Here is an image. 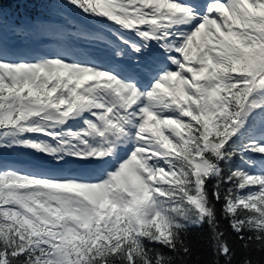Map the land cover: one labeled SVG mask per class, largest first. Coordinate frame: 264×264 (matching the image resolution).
Masks as SVG:
<instances>
[{
  "label": "snow or ice",
  "instance_id": "1",
  "mask_svg": "<svg viewBox=\"0 0 264 264\" xmlns=\"http://www.w3.org/2000/svg\"><path fill=\"white\" fill-rule=\"evenodd\" d=\"M0 264H264V0H0Z\"/></svg>",
  "mask_w": 264,
  "mask_h": 264
}]
</instances>
